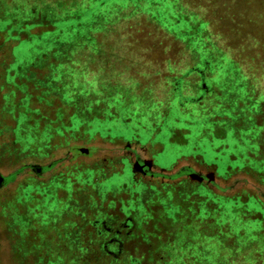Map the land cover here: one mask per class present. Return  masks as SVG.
I'll list each match as a JSON object with an SVG mask.
<instances>
[{
	"label": "rangeland",
	"instance_id": "374dc122",
	"mask_svg": "<svg viewBox=\"0 0 264 264\" xmlns=\"http://www.w3.org/2000/svg\"><path fill=\"white\" fill-rule=\"evenodd\" d=\"M46 18L52 30L29 25ZM9 24L7 80L53 54L51 91L83 111L84 129L54 135L45 153L26 152L16 139L20 109L2 108L0 79V264H38L45 252L34 245L50 242L57 223L53 261L69 257L72 238L88 246L103 217L108 245L123 236L135 253V236L149 232L143 221L163 208L177 214L169 196L188 190L208 220L177 234L167 247L173 264H264V0H0V28ZM139 160L154 172L189 165L232 185L233 199L189 176L170 189L138 175ZM29 163L50 168L40 174ZM57 177L66 184L52 186ZM135 217L136 229L127 226ZM217 231L220 241L210 237Z\"/></svg>",
	"mask_w": 264,
	"mask_h": 264
},
{
	"label": "trees",
	"instance_id": "16d2710c",
	"mask_svg": "<svg viewBox=\"0 0 264 264\" xmlns=\"http://www.w3.org/2000/svg\"><path fill=\"white\" fill-rule=\"evenodd\" d=\"M29 23H27V26L28 24L33 25L43 23L44 26L42 27V31L52 30L54 28L51 20L47 18L43 19V21ZM9 26L10 24L8 26L6 25V27L0 28V30H3V33L0 31V79L3 82H1V85L5 87V90L8 86V92L5 91L7 96L5 95L2 108L5 110L11 108L14 111L18 108L20 109L17 116L20 121L18 124L19 133H17L16 139L25 143H22L26 148L25 151L34 153L35 151L40 150L41 153L42 151L45 153L49 150L47 146L52 145L51 140L54 135H62L65 131L70 135L73 132H79L83 128V122L77 118L83 115V111L78 112V109L75 108V103L73 104L71 101H66L62 90V95L51 91L53 86L56 85L53 80V71L55 65L58 63L53 54H45L43 57V64L32 65L28 69V77H16L7 80L9 71L15 63L14 45L9 41ZM23 33L27 34V31ZM29 34L31 33L29 32ZM29 34L23 37L21 33L20 38L26 39L30 36ZM235 61L239 64L237 60ZM16 92L17 95H20L19 99L18 97H12ZM53 104L56 105V108ZM48 106L51 109H49ZM76 150V147L70 148L69 153H73L72 157L75 156L74 152ZM79 151H82V148H80ZM29 166L35 169L36 172L40 168L42 172L41 174L45 173V171L50 168V166L46 165L40 166L30 164ZM86 171L89 172L90 169H87ZM80 173L81 172L74 173V170L70 172L74 178L81 177ZM100 175L103 176V172L100 173ZM148 175L149 177H152V179H159L163 182L162 184L164 186L166 185V187L170 189H175L176 185L182 182L180 180L181 177H192L197 175L198 177L195 179L199 180V178H201L202 181H208L210 185L217 190V193L211 191V193L213 192L212 194H216L215 197L221 200L224 198H227L226 200L233 199V197L227 196L226 194V192L233 189L232 185L228 187L217 186L210 177L202 176L189 165L179 167L174 173H168L166 170H161L160 172L149 171ZM53 180L54 181L51 182V184L54 187L57 186V184L59 186L61 184H66V182L61 183L58 177ZM76 181L77 180H74L73 183ZM169 198L173 205V209L176 210L177 214L174 216L161 214L163 208L162 211L160 209L161 213H157L160 216L154 215L152 218L143 221L144 225L149 229V232L145 236H135V244L137 247L139 246V248L135 247V253L130 250H125L124 245L126 244L127 239L123 236H121V238L117 237L115 247H110L108 245V241L106 240L107 234L103 232L105 231L103 229L106 228L105 223H108V220L103 217L102 220L98 221L99 225H97V221L94 220L93 225L96 228H93V230L96 231H94L93 234H90L88 246L85 242V245L78 246V244L75 243L77 238V236H75L72 238V245L68 249V252L70 251L72 254H69V257L65 258L64 255H66V253H60V257H57V261H53L56 260V254H51L52 251L50 249H54L55 253H58L59 247L58 238L60 237V234L58 233L57 228L60 225L58 226L57 223V225H55V237H53L50 242L44 241L41 242L42 245H39L38 243L34 245L36 251L38 250L40 253L43 251L45 252V254H39L37 257L38 264H50L51 262L54 264H67V261L70 262L69 264H173V260H171V257L169 256L167 247L178 238L177 234L185 231L188 233V231L192 230V226H194L195 223H200L203 220L208 219H200L199 215L196 213V210L198 208L200 209V203L203 201L201 196H196V194L191 195L188 190L185 192H173ZM259 198L264 201L263 195ZM263 212L264 211L261 210L259 213L262 214ZM255 219L257 218L254 217L251 220ZM129 220L135 223L131 222L132 224H128L127 226H134L135 229L140 226L139 223H141V220H139L138 217H135V220L134 218H130ZM76 222L78 221H75V223ZM209 222L213 223V221ZM66 226L67 224L63 225L62 228L66 229ZM202 226L206 227L207 225ZM150 228L155 229V231H151ZM221 234L220 231H217L210 237L220 241L223 239V237L220 236ZM70 238L71 237H69V239ZM227 242H230L229 238H227ZM49 243H51V246ZM121 244H123L122 248L120 247ZM141 247L144 248L141 249ZM111 249H114L115 251H111Z\"/></svg>",
	"mask_w": 264,
	"mask_h": 264
},
{
	"label": "flooded vegetation",
	"instance_id": "af4514ba",
	"mask_svg": "<svg viewBox=\"0 0 264 264\" xmlns=\"http://www.w3.org/2000/svg\"><path fill=\"white\" fill-rule=\"evenodd\" d=\"M130 159H131V156H130ZM144 163H145V161H142V160L137 161L135 164H138L139 168L136 169V171H137L138 175L149 176L148 175L149 171H152L151 166L145 165ZM38 172H40V174L42 173L40 168L38 169ZM0 176H2V179L0 180V187H2L7 179L1 173H0Z\"/></svg>",
	"mask_w": 264,
	"mask_h": 264
},
{
	"label": "water",
	"instance_id": "95a60500",
	"mask_svg": "<svg viewBox=\"0 0 264 264\" xmlns=\"http://www.w3.org/2000/svg\"><path fill=\"white\" fill-rule=\"evenodd\" d=\"M82 152L88 153L89 150L83 148V149H82ZM144 164L150 166V165H151V162L145 161ZM134 166H135V170L139 168V165H138V164H135ZM192 177H193V178H197L198 176H197V175H194V176H192ZM1 179H2V176H0V180H1ZM210 179H211V177H210ZM199 180H202V179L199 178Z\"/></svg>",
	"mask_w": 264,
	"mask_h": 264
}]
</instances>
